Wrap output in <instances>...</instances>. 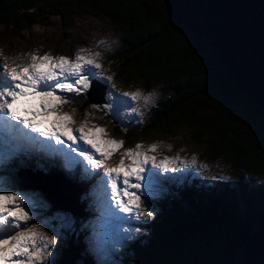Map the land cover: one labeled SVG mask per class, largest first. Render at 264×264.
Listing matches in <instances>:
<instances>
[{"label":"trees","instance_id":"1","mask_svg":"<svg viewBox=\"0 0 264 264\" xmlns=\"http://www.w3.org/2000/svg\"><path fill=\"white\" fill-rule=\"evenodd\" d=\"M85 13L120 30L122 45L112 54L119 76L137 74L147 87H161L149 121L131 126L128 140L189 129L203 155L222 158L231 172L205 177L191 169L165 177L166 192L152 201L157 212L127 243L122 264H241L244 238L264 229V107L240 90L202 33L174 22L162 0H0V26L16 34L52 16L70 29ZM78 97L83 115L90 102ZM18 184L30 186L23 179ZM73 187L85 196L91 185L83 179ZM77 201L76 218H91L86 202ZM81 235L70 237L57 264H93Z\"/></svg>","mask_w":264,"mask_h":264},{"label":"rangeland","instance_id":"2","mask_svg":"<svg viewBox=\"0 0 264 264\" xmlns=\"http://www.w3.org/2000/svg\"><path fill=\"white\" fill-rule=\"evenodd\" d=\"M73 22V26L67 29L62 24L59 16H52L44 24L35 25L31 31L18 34L12 31V26H0V57L10 58L7 62L11 63L12 59L17 57L24 60L28 53L38 55L47 53L53 56L63 55L72 58L81 48L99 52V62L103 66L105 75L113 77L112 83L116 85V89L113 91L117 95L124 91L139 89L145 95L153 93L152 101L147 105L142 100L139 103L130 102L129 105L121 109L119 116L114 111L102 110L103 106L109 102L108 91L110 86L97 77L94 79L96 80L94 92H100V83L105 84L107 90V102L100 105V109L92 107L96 104H90L83 115H80L79 110L76 108L75 113H73V108L69 105H65L63 110L72 114L73 119L77 122L87 119L90 124L103 127L107 133L106 138L123 141V147L108 161L112 166L119 163L121 158L119 152L134 148L136 144L144 145L146 150L147 146L153 143L158 144L157 152L149 154L157 156L158 161L165 156H179L180 161H183V163L177 161L173 164V167L177 168L176 172H162L160 169L153 168L149 163L146 166L148 171L145 175L147 177L149 174H153L151 182L149 183L146 179L141 189H131V191L140 195L141 208L127 214L118 212L117 215L120 217L118 220L104 214L102 197L94 193L93 190L90 191V195L92 198L97 196L96 203L93 205V203L87 201L86 205L88 208H93L94 217L86 221H84L85 219L78 220L76 218V209L72 208L73 204L76 200H79V202L80 199L81 202L85 201L86 197L74 193L70 181L81 177H92L95 188L103 176V171L95 170L99 175L87 176L83 164H78L74 169L69 170L64 166L63 158L59 155H48L44 152L32 151L30 154L21 153L0 163V186L15 189L19 193L33 197L34 204L27 209L32 215V219L28 224L35 223L38 225L39 231H43L50 236H58L57 244L49 249L51 255L47 256L41 264H57L64 246L67 245L70 237L77 235L78 232H84L80 236V240L84 246V253L93 264H122L121 259L125 253L127 243L144 229L149 219V217H145L140 213L150 211L154 216L157 209L152 201H154L155 196L166 192L157 182L158 175L181 174L193 168V170L198 171L199 175L205 177L228 178L231 172L227 170V165L222 158L210 161L203 155L204 149L192 140L189 129H179L176 133L167 135L149 131L139 140L130 142L124 130L127 131L134 124L145 125L149 121L153 109L162 98L161 87L159 84L147 87L138 79L137 74L127 77L128 73H124L119 76L118 65L112 54L122 45L121 32L109 19L96 13H85L76 16ZM101 42H104L107 47H104ZM3 62V59H0V68H2ZM62 95L79 100V95L75 93H62ZM133 107H138V112H133ZM2 136L3 133L0 132V137ZM193 156L196 157L195 164L192 163ZM27 164L33 168L29 166L27 169L24 168ZM18 169H21L22 174L27 177L25 180L29 182V188L22 189L19 186L18 177H15L17 176L16 173L19 172ZM57 169H59V172L55 173V171H58ZM205 170L209 172L207 173ZM133 182L135 181L133 180ZM55 186L63 187L62 189L68 191L70 196L59 194L55 190ZM48 196L54 198L64 209L55 208Z\"/></svg>","mask_w":264,"mask_h":264},{"label":"snow or ice","instance_id":"3","mask_svg":"<svg viewBox=\"0 0 264 264\" xmlns=\"http://www.w3.org/2000/svg\"><path fill=\"white\" fill-rule=\"evenodd\" d=\"M99 57V52L88 48L79 49L72 58L28 53L24 60L17 57L8 63L10 58L0 57L4 61L0 68V163L37 151L61 156L69 170L83 164L87 176L99 175L95 170H102L93 191L102 197L104 214L118 220V212L127 214L141 208L140 195L131 189H141L146 179L151 182L153 174L146 177V166L151 163L162 172H176L173 164L180 158L165 156L158 161L149 154L157 152V143L146 150L136 144L119 152V163L112 166L108 161L123 147V141L106 138L103 127L87 119L77 122L63 110L71 101L62 93H85L97 77L110 86L109 102L102 110L119 116L130 102L142 100L147 105L152 101L153 93L145 95L139 89L117 95L113 77L105 75ZM92 107L100 109L99 105ZM132 111L138 112V107ZM192 163H196L195 156ZM33 204V197L0 186V264H41L51 255L49 249L57 244L58 236L39 231L35 223L28 224L32 215L27 209ZM140 214L150 218L153 213Z\"/></svg>","mask_w":264,"mask_h":264},{"label":"water","instance_id":"4","mask_svg":"<svg viewBox=\"0 0 264 264\" xmlns=\"http://www.w3.org/2000/svg\"><path fill=\"white\" fill-rule=\"evenodd\" d=\"M162 1L174 22L206 37V42L226 63L240 90L264 107V0ZM100 86L99 93L93 88L87 92V97L95 104L107 102L106 86ZM55 190L70 196L65 189ZM48 198L55 208L64 209L54 198ZM77 206L74 202L72 208ZM241 264H264V229L244 238Z\"/></svg>","mask_w":264,"mask_h":264},{"label":"bare ground","instance_id":"5","mask_svg":"<svg viewBox=\"0 0 264 264\" xmlns=\"http://www.w3.org/2000/svg\"><path fill=\"white\" fill-rule=\"evenodd\" d=\"M31 164V163H30ZM39 164V163H38ZM52 164V163H51ZM54 170H56L55 168H53ZM59 170V169H58ZM58 172V171H57ZM40 187H44V186H40ZM62 189V188H61ZM76 213V212H75Z\"/></svg>","mask_w":264,"mask_h":264}]
</instances>
